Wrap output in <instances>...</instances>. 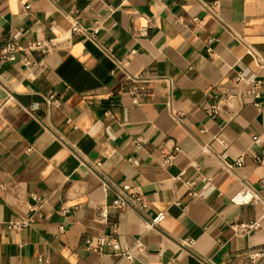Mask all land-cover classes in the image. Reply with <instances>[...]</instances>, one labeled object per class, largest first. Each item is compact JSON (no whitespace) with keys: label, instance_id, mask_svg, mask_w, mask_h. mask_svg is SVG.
<instances>
[{"label":"crops","instance_id":"0c3cea01","mask_svg":"<svg viewBox=\"0 0 264 264\" xmlns=\"http://www.w3.org/2000/svg\"><path fill=\"white\" fill-rule=\"evenodd\" d=\"M201 1L0 0V49L24 47L0 65V264H264L262 203L231 202H264V0ZM103 177L147 207H113ZM103 235L120 249L87 248Z\"/></svg>","mask_w":264,"mask_h":264},{"label":"built area","instance_id":"2783aa9c","mask_svg":"<svg viewBox=\"0 0 264 264\" xmlns=\"http://www.w3.org/2000/svg\"><path fill=\"white\" fill-rule=\"evenodd\" d=\"M201 4L208 10H212L216 4H210L206 1H201ZM198 20L197 18H195ZM200 22V20H198ZM73 31H78L81 32L85 35V37L89 38L92 40L94 43H99V38H98V33H99V27L94 25L90 28L82 27L79 23H74L72 27ZM29 49H35L39 50L42 54L46 53L49 50V45L46 42H41V41H35V42H30L28 45ZM24 47L17 44V43H12V42H7L4 45H2L0 49V65L3 64L4 62H11L15 59L16 53L23 50ZM108 51V50H106ZM25 64H29L30 60L28 58H24ZM164 80L168 81L171 84V80L168 77H164ZM136 80L138 81H143L145 80V76L143 74H140L137 76ZM134 101H137L136 93L134 97ZM218 108L216 105H213L210 113L212 115L217 114ZM178 115V114H177ZM134 144L137 146H141L142 144L146 143V139L143 137H138L133 140ZM175 150H179V147H175ZM175 158V153H169L164 157V163H171L172 160ZM258 162H262V158H257ZM243 158L240 157L236 160L235 163L233 164H226V168H232L234 166H242L243 165ZM99 165V164H97ZM102 183L104 187L108 190H110L113 194V200H112V206L118 209H124V208H131L134 210H144L148 203L147 200L140 190V188L136 185H132L128 182L124 183H116L110 179H107L105 177L102 178ZM262 187L264 188V180L261 183ZM33 199H37L35 195H32ZM231 202L237 205H243V204H248L251 202H260L263 205L264 208V202L262 201V198L259 194V192L253 188H251L248 185H244L236 194H234L231 197ZM30 209H33V206H30ZM165 212H159L157 213L151 220H146L144 222L146 229H152L155 228L156 226L160 225V223L164 220L165 218ZM98 217L106 221L107 220V211L105 209H101L98 213ZM30 224V220H25L22 222H11L9 224L10 228H19V227H27ZM256 227V222L249 223V224H244L241 223L238 225V231L239 232H245L249 228H255ZM61 230H64V226H61ZM110 243L115 250L120 249L119 243L115 240L110 238L108 235H103L100 236L97 240V242L94 244L90 239L87 240V248L90 250H98L101 245L104 243ZM194 243L193 239H185L182 241L181 246L182 247H190ZM262 252H252L249 255L250 260L254 261L256 260ZM123 255L126 258H131L132 255L129 252H124Z\"/></svg>","mask_w":264,"mask_h":264}]
</instances>
